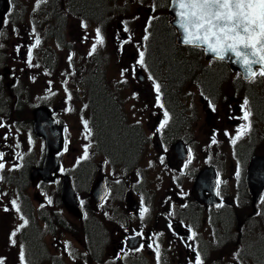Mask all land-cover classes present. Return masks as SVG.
Masks as SVG:
<instances>
[{"label":"rangeland","instance_id":"obj_1","mask_svg":"<svg viewBox=\"0 0 264 264\" xmlns=\"http://www.w3.org/2000/svg\"><path fill=\"white\" fill-rule=\"evenodd\" d=\"M103 1L97 20L70 12L66 0H42L39 7L37 0H13L12 18L0 22V116L5 115L9 131L16 132L12 148L19 146L15 150L17 165L22 160L27 162L16 169L10 160H2L5 168L0 171V258L4 264H21L17 257L22 246L31 264H194L196 254L188 255L187 249L178 246L163 228L169 201L174 199L172 192H179L187 197L188 204L182 208L183 202L174 199V220L195 223L204 264H264V197L255 211L252 196L242 181L250 156H264V79L245 82L219 61L203 60L194 71L198 74L202 67L220 69L222 78L216 86L205 88L198 78L188 76L175 81L167 76L163 65L151 68L152 61L149 64L146 58L151 41L141 39L145 34L149 36L150 24L155 26L167 13L155 0ZM82 24L87 27L82 28ZM125 25L128 32L124 31ZM97 28L105 44L89 56ZM153 31L151 26L150 36ZM128 37L131 42L123 43ZM37 38L40 44L32 49L30 66L27 53ZM139 50L145 51L143 67L135 64ZM92 70L120 100L121 118L137 136L138 145L129 158L111 155L112 150L104 146L96 148L92 136L86 134L83 121L94 120L90 109L99 104L96 96L88 100L85 95L83 78ZM149 76L161 85L163 109L156 104ZM252 95L257 96V101ZM245 97L254 124L250 133L233 145L231 140L244 123L240 117ZM43 103L56 112L68 130L69 148L61 154L60 161L65 165L64 175L72 176L74 191L85 203L90 216L87 222L61 202L59 184L44 182L36 186L33 179L41 177L37 168L29 176L28 163L30 167L41 164L45 141L33 132L28 119L33 108ZM165 110L172 115L168 133H158ZM3 129L0 128V141ZM160 136L168 144L164 148L166 158L162 159L158 157ZM180 140L183 152L187 144L195 148L191 163L184 169L177 163L182 158L169 156ZM85 146H89L87 160L81 159ZM209 166L219 169L227 200L219 211L207 210L192 192L196 174ZM70 180L68 177L67 186ZM97 182L100 188L101 183L111 187L103 203L95 202L91 196ZM196 195L199 196L197 190ZM12 200L19 204V212L12 207ZM5 207L9 210H2ZM142 207L149 209L143 219L139 215ZM223 212L227 218H216ZM232 214L236 215L234 220ZM247 214L252 216L243 221L239 236L236 222ZM21 217L28 220L23 228ZM91 225L98 235L95 246L89 234ZM137 227L148 239L143 248H136L139 251L131 247L140 239ZM17 228L20 230L12 245L10 234ZM148 244L153 247L148 248ZM184 250L186 256L182 254Z\"/></svg>","mask_w":264,"mask_h":264},{"label":"snow or ice","instance_id":"obj_2","mask_svg":"<svg viewBox=\"0 0 264 264\" xmlns=\"http://www.w3.org/2000/svg\"><path fill=\"white\" fill-rule=\"evenodd\" d=\"M40 2L42 0H37L36 7H39ZM43 2H46V0H43ZM168 2L175 11L178 26L182 30L184 45L202 47L204 51L214 55L220 61L232 58L233 62L243 69L249 82H255L257 78H264V0H168ZM225 6L227 11L222 13V9ZM81 27L86 28L87 25L82 24ZM124 31L128 32L126 25ZM145 31L147 32V25ZM141 39L147 41L149 36L145 34ZM130 42L131 37H128L123 43L127 44ZM39 44L40 39L37 38L35 44L28 50L27 59L30 66H32V49L38 47ZM104 44L105 37L102 35L101 29L97 28L95 30V39L88 55L91 56L96 53L98 46H103ZM68 59L71 61L72 56L70 55ZM145 63V51L139 50L135 64L143 67ZM133 70L135 71V66ZM148 79L153 81L156 104L159 108L163 109L165 105L162 102L161 85L155 82L152 76H149ZM65 90L67 91V89ZM68 99L71 100V94L68 95ZM71 110V108L68 109V111ZM213 110L215 109L213 108ZM252 115L249 100L245 97L242 105V116L240 117L244 123L239 125L237 134L232 138L231 143L233 145L250 133L252 128ZM170 119L169 112L165 110L163 112V120L160 122L157 131L163 130L168 125ZM83 126L87 136H91L92 132L87 120L83 121ZM0 127H3V125L0 124ZM212 143H216L215 137H213ZM88 147L85 146L81 159L87 160L89 158ZM191 159V150H189L188 161L184 165L185 168L191 163ZM2 160L3 153H0V171H3L5 168ZM161 162L163 163V160ZM236 175L239 176V172ZM221 183V180H216L215 194L217 196L221 195ZM48 202L51 203V200ZM11 204L17 212L20 211V206L16 200H12ZM221 206L217 205V207ZM8 210L7 207L4 208V211ZM148 211L149 209L147 207H142L139 213L141 219L145 217ZM21 219L23 220V224L20 227L23 228L28 224V220L23 217ZM19 230L20 228H17L10 234V243L12 245L16 243L13 238ZM195 235L193 232L190 238L194 239ZM143 247L141 245V248ZM147 247L152 248L153 245L148 244ZM139 250L136 249V251ZM155 254L157 261H159L160 250L158 245L155 248ZM234 255L238 257L239 253ZM19 259L21 264H25V253L22 246ZM0 264H4L2 258H0ZM194 264H204L198 252L196 253Z\"/></svg>","mask_w":264,"mask_h":264},{"label":"trees","instance_id":"obj_3","mask_svg":"<svg viewBox=\"0 0 264 264\" xmlns=\"http://www.w3.org/2000/svg\"><path fill=\"white\" fill-rule=\"evenodd\" d=\"M155 2L161 11L163 10L167 13L168 0H155ZM103 4V0H66V6L70 12L82 14L86 19L99 18L98 15L102 12ZM151 26L154 27V31L150 36ZM150 28L149 40L151 41V48L148 53L149 61L151 60L153 64H151L153 70V66L163 65L166 70L165 73L168 74L167 76L174 78L175 81L181 82L187 78L185 76L199 78L208 88H212L219 83V79L222 78L220 69L211 70L210 68L202 67L203 69L198 74L194 71L195 66L205 60L203 51L200 48L184 47L176 43V33L168 23L167 14L160 18L155 26L150 24ZM166 65L167 69L165 68ZM222 65L224 68L226 67L225 64ZM93 78H97L96 81H93ZM91 88L92 97L96 96V100L99 101V104L94 106V125L100 144L111 149V155L129 158L138 145V139L134 130L127 127L121 118L118 98L108 94L104 83H102L101 76L98 74L92 76ZM261 104H258L260 111L262 110ZM257 108L259 109V107ZM96 232V227L91 225L89 234L93 239V246H95L94 239L98 237Z\"/></svg>","mask_w":264,"mask_h":264},{"label":"water","instance_id":"obj_4","mask_svg":"<svg viewBox=\"0 0 264 264\" xmlns=\"http://www.w3.org/2000/svg\"><path fill=\"white\" fill-rule=\"evenodd\" d=\"M9 5L7 0H0V18L8 11ZM169 14L172 19L169 21L170 25L176 30V42L178 44H183V34L182 30L179 28L177 19L175 17V11L173 10L171 4L169 5ZM188 46V45H186ZM202 48V47H201ZM203 49V48H202ZM204 50V49H203ZM204 57L206 59L216 58L214 55L204 51ZM218 59V58H216ZM230 69L234 71H239L241 75L245 78L243 69L236 63L233 62L232 58L225 60ZM61 127V126H60ZM35 131L39 135H43L47 141V151L44 160V166L39 168L37 172L43 175L44 178H53L49 175L52 170H55L58 166V161L54 157V152L59 150L63 144V136L61 134V128L57 127L55 119L52 117L51 111L46 106H39L35 109ZM186 156V155H185ZM216 170L213 167L205 168L200 171L196 177L194 188L199 193V197L203 199L209 205H217V196L215 189V177ZM67 178L63 184V199L70 209L77 210V201L74 195V191L71 185H66ZM246 182L248 184L249 192L253 195L254 201L259 197L263 186H264V156L256 155L252 158L250 165L248 166V172L246 175ZM68 183V182H67ZM99 189L98 187H96ZM100 192L99 197L106 193V187ZM206 190L209 192L210 196L207 198L205 195Z\"/></svg>","mask_w":264,"mask_h":264},{"label":"flooded vegetation","instance_id":"obj_5","mask_svg":"<svg viewBox=\"0 0 264 264\" xmlns=\"http://www.w3.org/2000/svg\"><path fill=\"white\" fill-rule=\"evenodd\" d=\"M15 3H13V0H11V8H10V12L7 14L8 15V19H10L11 18V14L12 13H14L15 12ZM6 15V16H7ZM5 16V17H6ZM9 120H8V118L5 116V115H1L0 116V124H2L3 125V127H0V128H4L3 129V138L1 139V141H0V143H1V145H0V153H3V159L5 160V159H7V160H10L11 161V163H12V166H14V167H18L17 169H20L19 168V165H17L18 163H19V159H18V156H17V153L15 152V150H16V148H18L19 146H16V145H14L13 146V148H12V145H13V135H14V133H16V132H14V131H9L10 130V128H9ZM12 128V127H11ZM167 126L163 129V130H160V133H162V132H164L165 131V133L167 132L168 133V131H167ZM158 133H159V131H158ZM163 136V135H162ZM161 137V136H160ZM161 141H162V145H163V147H162V145H161V150L159 151V153H158V157L160 158V159H162V158H166V154L164 153V148H168V144H167V141H165L164 140V137L162 138L161 137ZM190 145L189 144H187L186 146H185V149L187 150V151H189L190 150ZM194 152H195V148H194V146L192 147V149H191V156H192V159H193V157H194ZM184 155H185V153L184 152H179L178 150H177V148H175V150L173 149V152H171V153H169V156L170 157H174V156H177V157H179L181 160L179 161V162H177L178 164H180L181 163V165H182V169H184L185 167H184V165H185V163L188 161V158L187 159H185V158H183L184 157ZM191 159V160H192ZM63 167L65 168V165H64V163H63ZM243 176H242V181H243V183L245 184V189H246V191L248 192V188H247V185H246V182H245V172L242 174ZM37 185H40V182H38L37 183ZM193 192V191H192ZM220 192H221V195L219 196V200H220V205H222L221 207H217L216 209L215 208H212V207H210V206H207L206 204H202L207 210H209V211H219V210H221V208L223 207V206H226V204H227V200H226V198H225V193H224V190H223V186H222V183H221V186H220ZM249 193V192H248ZM172 194H173V197H174V199L175 200H178V201H180V202H183V205H182V208H186V206H187V204H188V201H187V197L186 198H184L185 196H183V194L181 195V193H173L172 192ZM195 195V194H194ZM174 199H171L170 201H169V204H168V206L170 207V209L168 210V214L164 217V219L166 220H163V228H164V230L165 231H167L168 233H169V235L173 238V240H174V242L178 245V246H182L183 247V249H187V254L188 255H191V256H194L196 253H197V244H198V242H199V239H198V236L197 235H195V238L194 239H191L190 237H191V235H192V233L195 231V229L197 228L196 227V225H195V223L194 222H192V224L190 223V222H188V221H185V220H180V221H175L174 220V217H173V215H174V213H175V211L176 210H174L173 208H174V206L176 207V201L174 200ZM195 199L198 201V202H201L200 200H199V198H198V196L197 195H195ZM142 201H144V200H142ZM173 203V204H172ZM145 205V204H144ZM143 205V206H144ZM200 205H201V203H200ZM201 205V206H202ZM172 206V207H171ZM2 210H4V209H2ZM224 214H226L225 212H223L221 215H219L218 217H216V215H214V217H216V218H220V219H224V218H227L226 216L224 217ZM233 215L234 214H232L231 215V217L233 218V220L236 218V215H235V217H233ZM252 216V214H247V216H245L244 217V219H238V221L236 222V226H237V230H238V232H239V236H241V231H242V225H243V221L246 219V218H250ZM212 219V218H211ZM214 220H215V218H213ZM231 223V222H230ZM229 223V224H230ZM232 224H234V226H235V223H233L232 222ZM233 226V227H234ZM136 232H138L141 236H142V240H143V242L146 244L147 243V241H148V239H144V237H143V232L140 230V227H137L136 228V230H135ZM195 233V232H194ZM196 234V233H195ZM149 235H150V232H148L147 233V237H149ZM159 242V241H158ZM156 243H157V241H156ZM182 254H183V256H186V252H185V250L184 251H182ZM17 259L18 260H20L19 259V256L17 257Z\"/></svg>","mask_w":264,"mask_h":264},{"label":"clouds","instance_id":"obj_6","mask_svg":"<svg viewBox=\"0 0 264 264\" xmlns=\"http://www.w3.org/2000/svg\"><path fill=\"white\" fill-rule=\"evenodd\" d=\"M224 11H227V8H226V6H225V8H224V9H222V13H223Z\"/></svg>","mask_w":264,"mask_h":264},{"label":"bare ground","instance_id":"obj_7","mask_svg":"<svg viewBox=\"0 0 264 264\" xmlns=\"http://www.w3.org/2000/svg\"><path fill=\"white\" fill-rule=\"evenodd\" d=\"M94 109V108H93ZM93 121V123H95V120H92Z\"/></svg>","mask_w":264,"mask_h":264}]
</instances>
